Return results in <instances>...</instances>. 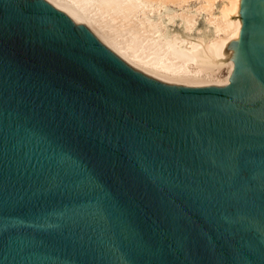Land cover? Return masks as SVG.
Returning a JSON list of instances; mask_svg holds the SVG:
<instances>
[{
	"label": "water",
	"instance_id": "water-1",
	"mask_svg": "<svg viewBox=\"0 0 264 264\" xmlns=\"http://www.w3.org/2000/svg\"><path fill=\"white\" fill-rule=\"evenodd\" d=\"M232 83L164 79L70 0H0V264H264V0Z\"/></svg>",
	"mask_w": 264,
	"mask_h": 264
},
{
	"label": "bare ground",
	"instance_id": "bare-ground-1",
	"mask_svg": "<svg viewBox=\"0 0 264 264\" xmlns=\"http://www.w3.org/2000/svg\"><path fill=\"white\" fill-rule=\"evenodd\" d=\"M102 43L164 79L232 83L241 0H70Z\"/></svg>",
	"mask_w": 264,
	"mask_h": 264
}]
</instances>
